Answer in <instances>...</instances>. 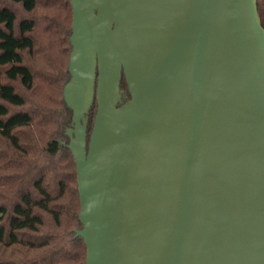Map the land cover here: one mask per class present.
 I'll return each instance as SVG.
<instances>
[{"label":"water","instance_id":"1","mask_svg":"<svg viewBox=\"0 0 264 264\" xmlns=\"http://www.w3.org/2000/svg\"><path fill=\"white\" fill-rule=\"evenodd\" d=\"M71 3L64 96L87 264H264L257 0Z\"/></svg>","mask_w":264,"mask_h":264},{"label":"trees","instance_id":"2","mask_svg":"<svg viewBox=\"0 0 264 264\" xmlns=\"http://www.w3.org/2000/svg\"><path fill=\"white\" fill-rule=\"evenodd\" d=\"M33 2L31 7L28 5ZM264 27V0H257ZM2 34L28 44L14 50V62L0 61V264H87V245L77 231L81 197L77 164L69 147L73 110L65 85L71 79L73 7L71 0H0ZM23 24L28 28L23 30ZM12 52L0 47V57ZM16 67L21 71L12 75ZM123 101L130 98L120 82ZM91 105L87 145L97 113Z\"/></svg>","mask_w":264,"mask_h":264},{"label":"rangeland","instance_id":"3","mask_svg":"<svg viewBox=\"0 0 264 264\" xmlns=\"http://www.w3.org/2000/svg\"><path fill=\"white\" fill-rule=\"evenodd\" d=\"M33 4V2H31L28 7H31ZM7 19L9 21V27L10 29L12 30V20H13V16L8 13V12H0V20H5ZM28 24H23L22 28L23 30H26L28 28ZM3 37H5L6 39V42L2 45H0V47H8L9 49L12 50V52H9L3 56L0 57V61H11V62H14L17 59V56H16V53L14 52V50L18 47H21V46H24L26 44H28V41L26 39H22V40H17L13 37L12 34L10 35H5V34H2ZM23 72L25 74V81L28 82L30 80V76L29 74L24 71V70H20L16 67H13L11 69V73L12 75H15L16 72ZM3 89V94L4 95H8L9 94V90L5 89V88H2L1 85H0V90Z\"/></svg>","mask_w":264,"mask_h":264}]
</instances>
